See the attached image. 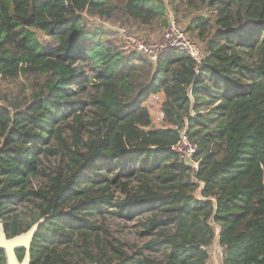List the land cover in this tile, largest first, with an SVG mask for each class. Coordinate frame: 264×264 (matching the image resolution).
I'll return each instance as SVG.
<instances>
[{
	"label": "trees",
	"instance_id": "obj_1",
	"mask_svg": "<svg viewBox=\"0 0 264 264\" xmlns=\"http://www.w3.org/2000/svg\"><path fill=\"white\" fill-rule=\"evenodd\" d=\"M171 17L203 44L200 67L177 49L153 63L92 21L152 42ZM183 130L197 170L173 149ZM50 156L62 165L48 172ZM27 201L38 208L28 228L45 219L31 264H212L216 240L222 264H264V0H0L8 236L21 232L14 206ZM110 213L147 216L145 248L165 260L101 239Z\"/></svg>",
	"mask_w": 264,
	"mask_h": 264
},
{
	"label": "built area",
	"instance_id": "obj_2",
	"mask_svg": "<svg viewBox=\"0 0 264 264\" xmlns=\"http://www.w3.org/2000/svg\"><path fill=\"white\" fill-rule=\"evenodd\" d=\"M106 29L115 31L123 40L125 48L129 51H135L141 55L148 57L153 63L157 62L160 56L170 50L177 49L188 53L200 67L205 53L202 46L197 40L190 38L182 25L178 24L174 17H171L167 27L164 29L161 37L155 41H149L144 35L140 33H133L127 27L107 26ZM161 97L154 95L152 102L156 104V121L162 123L165 118V112L159 104ZM197 144L192 141L186 130L181 131L179 141L173 146L174 151L179 158L193 166L197 170L199 163L195 160L197 153ZM212 264H222V259L225 253L222 246L216 240L211 248Z\"/></svg>",
	"mask_w": 264,
	"mask_h": 264
},
{
	"label": "rangeland",
	"instance_id": "obj_3",
	"mask_svg": "<svg viewBox=\"0 0 264 264\" xmlns=\"http://www.w3.org/2000/svg\"><path fill=\"white\" fill-rule=\"evenodd\" d=\"M92 21H95L97 25H100L103 28L107 26L126 27L124 25L111 23L107 20L103 21L102 19ZM162 33L163 32H161L158 37H155V39L161 37ZM197 42L203 47V44L200 41L197 40ZM161 102L162 101L160 99L159 103H157V107H160L159 104ZM148 103L150 104L149 106L153 109V111L156 112V104L152 101H149ZM61 165L62 158L60 156H50L48 159H44V167H48V172ZM47 181L48 177L42 170L41 173L35 177L33 184L36 188H38L45 185ZM14 207L15 213L17 215V221L22 223L21 233L25 232L29 229L28 225L32 222L33 218L38 214V208H36V204L34 203V201L19 203ZM146 217L147 216H139L134 219H129L128 217L122 216L117 213L107 214L106 221L104 222L105 224H102V221L100 222V224L102 225V230L99 233L100 237L101 239H104L106 241L118 239L120 242L123 243L122 247L130 253L134 250L141 249L144 255L155 258L157 262L164 261V251H156L149 248H145V246L153 239L152 237L155 236V234L148 233L144 225L140 221L141 218L145 220ZM64 247L65 245L62 244L61 248ZM67 251L71 254H77L75 245H72L71 243H69Z\"/></svg>",
	"mask_w": 264,
	"mask_h": 264
},
{
	"label": "water",
	"instance_id": "obj_4",
	"mask_svg": "<svg viewBox=\"0 0 264 264\" xmlns=\"http://www.w3.org/2000/svg\"><path fill=\"white\" fill-rule=\"evenodd\" d=\"M178 123V120L176 119ZM44 218L36 221L27 231L13 237H8L4 221L0 216V251H4L7 264H31V249L38 230L44 222ZM196 246H199L197 244ZM24 250V256L20 260L17 251ZM263 258V256H261ZM99 264V263H90ZM106 264V263H104Z\"/></svg>",
	"mask_w": 264,
	"mask_h": 264
},
{
	"label": "flooded vegetation",
	"instance_id": "obj_5",
	"mask_svg": "<svg viewBox=\"0 0 264 264\" xmlns=\"http://www.w3.org/2000/svg\"><path fill=\"white\" fill-rule=\"evenodd\" d=\"M21 233V232H20ZM20 233H18V234H20ZM17 234V235H18ZM8 237H13V236H8ZM19 251H23L24 252V250H19ZM23 256H24V254H23ZM23 258V257H22ZM22 258L20 259V260H22Z\"/></svg>",
	"mask_w": 264,
	"mask_h": 264
}]
</instances>
